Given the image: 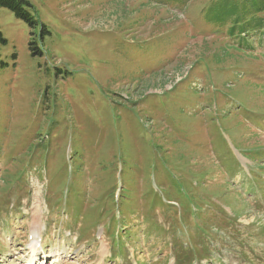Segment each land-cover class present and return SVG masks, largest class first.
<instances>
[{
  "label": "rangeland",
  "instance_id": "1",
  "mask_svg": "<svg viewBox=\"0 0 264 264\" xmlns=\"http://www.w3.org/2000/svg\"><path fill=\"white\" fill-rule=\"evenodd\" d=\"M18 1L0 264L22 261L37 200L44 264H264V12L231 33L203 17L220 0Z\"/></svg>",
  "mask_w": 264,
  "mask_h": 264
},
{
  "label": "trees",
  "instance_id": "2",
  "mask_svg": "<svg viewBox=\"0 0 264 264\" xmlns=\"http://www.w3.org/2000/svg\"><path fill=\"white\" fill-rule=\"evenodd\" d=\"M222 5L217 7L215 3L207 10L210 11L211 16L204 14V18L207 23H213L215 26L222 24H229V32L243 31L250 27L259 26L261 20H256L255 16L258 13L264 12V0H220ZM7 7L15 12L20 13L21 9L18 0H0V8ZM0 39L1 33H0ZM182 207V206H181ZM152 207L149 213H152ZM184 212L182 214L186 216V205H183Z\"/></svg>",
  "mask_w": 264,
  "mask_h": 264
},
{
  "label": "bare ground",
  "instance_id": "3",
  "mask_svg": "<svg viewBox=\"0 0 264 264\" xmlns=\"http://www.w3.org/2000/svg\"><path fill=\"white\" fill-rule=\"evenodd\" d=\"M36 202H37V204H35L33 206V214H32V219H34V220L31 221L32 219H30V221H31V224H30L31 225V231H30L29 251L31 252V255H30V258L28 260V264H33V263L35 264L36 261L40 258V257L37 258V254L39 253V251L41 249L40 235H41V232H42V229H43V224L39 220L40 219V215H41L40 202H39V200H37ZM106 249L107 248H106L105 244L101 245V247H100V251L101 252H105Z\"/></svg>",
  "mask_w": 264,
  "mask_h": 264
}]
</instances>
